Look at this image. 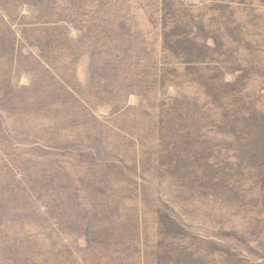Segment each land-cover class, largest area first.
Returning <instances> with one entry per match:
<instances>
[{"label": "rangeland", "instance_id": "obj_1", "mask_svg": "<svg viewBox=\"0 0 264 264\" xmlns=\"http://www.w3.org/2000/svg\"><path fill=\"white\" fill-rule=\"evenodd\" d=\"M0 264H264V0H0Z\"/></svg>", "mask_w": 264, "mask_h": 264}]
</instances>
